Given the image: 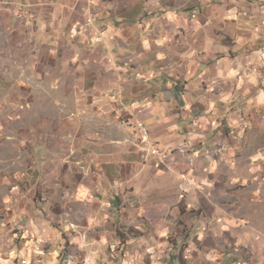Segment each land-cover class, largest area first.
I'll return each mask as SVG.
<instances>
[{
	"label": "crops",
	"instance_id": "1",
	"mask_svg": "<svg viewBox=\"0 0 264 264\" xmlns=\"http://www.w3.org/2000/svg\"><path fill=\"white\" fill-rule=\"evenodd\" d=\"M0 43L61 54L70 76L64 102L29 108L0 77V111L80 128L0 167V264H264V0H0ZM17 136L0 146L22 153Z\"/></svg>",
	"mask_w": 264,
	"mask_h": 264
},
{
	"label": "rangeland",
	"instance_id": "2",
	"mask_svg": "<svg viewBox=\"0 0 264 264\" xmlns=\"http://www.w3.org/2000/svg\"><path fill=\"white\" fill-rule=\"evenodd\" d=\"M54 56L59 57L50 58V53L45 48L38 47L36 49L29 43H0V59H2L0 63H5L4 68H0V77L12 86L10 93L5 96L10 100L9 106L14 102H21L22 107L27 106L28 108L31 104L47 103L50 106L64 102L62 93L66 89V93L68 95L70 93L69 84L65 85L70 76L62 64L61 54H54ZM34 91L37 92L36 95L33 94ZM7 107H1L5 111H0L5 115V119L10 114L7 121L8 127L0 129V136L4 138L17 134V137L22 140L23 152H19L16 146H0L2 149L0 151V167H30L33 159L27 160L26 157L29 154H37L39 148H46L44 142L54 139L55 141L48 146L60 148L67 146L65 137L74 136L77 132L78 136L80 135V128L76 127L73 122L75 116L66 119L67 113H64L62 109L54 108L52 112H48L46 117L48 119L40 120L41 115L43 116L45 113L38 110L30 113L9 112L6 110ZM75 114L87 117L91 112ZM48 130H51V134H48ZM51 135L52 137H50ZM36 141L38 142L35 143ZM0 142L4 141L0 140ZM40 142L43 144L37 145ZM41 154V157H46V152L42 151ZM2 155H4L3 158ZM1 178H6V176ZM43 199L41 198L39 201L44 203Z\"/></svg>",
	"mask_w": 264,
	"mask_h": 264
},
{
	"label": "built area",
	"instance_id": "3",
	"mask_svg": "<svg viewBox=\"0 0 264 264\" xmlns=\"http://www.w3.org/2000/svg\"><path fill=\"white\" fill-rule=\"evenodd\" d=\"M94 20H95V16L91 14L87 21V26L92 27ZM135 128L137 129L138 134H145V142H139V147L142 150V152L147 153L146 155L149 158H152L153 160H155L156 162L160 164H163V165L169 164V162L173 159V157H175L176 151L162 150L157 145H155L151 141L150 129L145 122L139 119H135ZM184 147L188 151V147L187 146H184ZM181 177L185 182L192 185L189 181L188 175L182 174ZM191 188L192 186H189V188L184 189L183 191L187 193L190 191ZM20 264H27V262H21Z\"/></svg>",
	"mask_w": 264,
	"mask_h": 264
},
{
	"label": "bare ground",
	"instance_id": "4",
	"mask_svg": "<svg viewBox=\"0 0 264 264\" xmlns=\"http://www.w3.org/2000/svg\"><path fill=\"white\" fill-rule=\"evenodd\" d=\"M139 135V142H145V134H138ZM26 262V261H23Z\"/></svg>",
	"mask_w": 264,
	"mask_h": 264
}]
</instances>
